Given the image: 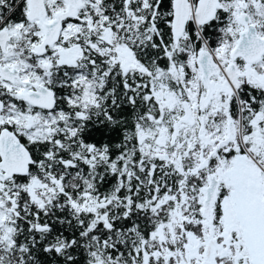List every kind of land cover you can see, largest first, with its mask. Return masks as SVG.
I'll use <instances>...</instances> for the list:
<instances>
[{
	"label": "snow or ice",
	"instance_id": "snow-or-ice-1",
	"mask_svg": "<svg viewBox=\"0 0 264 264\" xmlns=\"http://www.w3.org/2000/svg\"><path fill=\"white\" fill-rule=\"evenodd\" d=\"M0 264H264V0H0Z\"/></svg>",
	"mask_w": 264,
	"mask_h": 264
}]
</instances>
